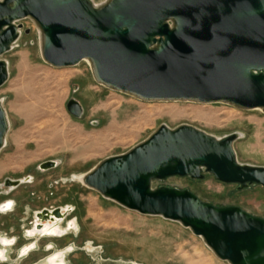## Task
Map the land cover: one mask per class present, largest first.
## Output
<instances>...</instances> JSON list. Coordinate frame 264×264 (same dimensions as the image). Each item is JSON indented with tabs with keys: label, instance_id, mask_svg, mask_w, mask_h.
I'll return each mask as SVG.
<instances>
[{
	"label": "water",
	"instance_id": "water-1",
	"mask_svg": "<svg viewBox=\"0 0 264 264\" xmlns=\"http://www.w3.org/2000/svg\"><path fill=\"white\" fill-rule=\"evenodd\" d=\"M41 32L43 60L66 68L89 60L97 83L143 101L229 104L264 111V0H0V88L9 79L2 57L21 37V20ZM75 118L81 104H67ZM0 104V151L9 131ZM193 126L162 125L125 154L89 171L83 183L142 215L180 223L229 264H264V218L240 207L203 201L189 190L153 188L170 178L213 176L239 189L264 188V167L241 164L234 143ZM47 162L42 169H53ZM22 180H7L13 189ZM67 213L37 214L39 223ZM42 228L43 225H37Z\"/></svg>",
	"mask_w": 264,
	"mask_h": 264
},
{
	"label": "rangeland",
	"instance_id": "rangeland-1",
	"mask_svg": "<svg viewBox=\"0 0 264 264\" xmlns=\"http://www.w3.org/2000/svg\"><path fill=\"white\" fill-rule=\"evenodd\" d=\"M92 1L100 6L107 0ZM17 25L21 37L2 57L9 79L0 88V104L10 127L0 152V206L11 202L12 208L0 212V240L13 244L0 264H47L63 252L65 264H229L180 223L129 210L78 179L105 159L127 153L162 125L193 126L219 139L242 135L234 143L238 161L264 167V111L140 100L97 83L87 61L66 68L47 64L36 23L25 19ZM71 99L83 108L79 119L67 109ZM47 162L57 166L42 169ZM7 180L24 183L13 189ZM152 187L189 190L205 202L264 218L259 185L241 190L206 174L204 180L174 177ZM56 210L67 213L64 228L76 221L78 231L62 238L30 237L35 226L48 222H37V214ZM35 243L27 256L21 255Z\"/></svg>",
	"mask_w": 264,
	"mask_h": 264
},
{
	"label": "bare ground",
	"instance_id": "bare-ground-1",
	"mask_svg": "<svg viewBox=\"0 0 264 264\" xmlns=\"http://www.w3.org/2000/svg\"><path fill=\"white\" fill-rule=\"evenodd\" d=\"M94 5H95V3H94ZM95 6L98 7V5H95ZM19 33L21 35V31ZM41 45H42V38H41ZM85 61L89 62L90 66L92 68L91 62L89 60H85ZM241 136L242 135H240V137ZM6 142H7V138H5L4 147L6 146ZM85 176H86V174L79 177L78 181L80 180L83 182V179ZM11 208H12V203L6 202L2 206H0V212H8L11 210ZM63 213L65 214L66 211L63 210ZM70 230H74L75 232L78 231V225H77L76 221L70 222L67 229L61 225V221H53V222H47L46 224H43L41 229L38 228V226H35V228L29 232V236L35 237L36 239H39V238H62L64 236H66L68 234V231H70ZM0 243L2 244V247H3L2 250H0V262H4L7 260V252H8L9 247L13 244V242L10 240H7V239H1ZM35 247H36V243L33 245H30V246H26L25 248H23L21 250L20 253L22 256H27L31 250L35 249ZM71 249L72 248H70L69 250H71ZM69 250H67V251H69ZM65 254H66V252L57 254L56 256H54V257L50 258L48 261H46V263L47 264H65V262H64V255Z\"/></svg>",
	"mask_w": 264,
	"mask_h": 264
}]
</instances>
